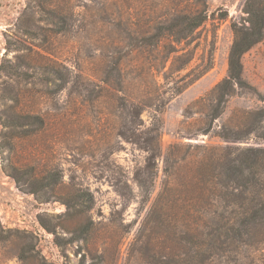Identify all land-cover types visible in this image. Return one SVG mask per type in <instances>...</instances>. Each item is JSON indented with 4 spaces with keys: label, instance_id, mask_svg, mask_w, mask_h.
<instances>
[{
    "label": "rangeland",
    "instance_id": "1",
    "mask_svg": "<svg viewBox=\"0 0 264 264\" xmlns=\"http://www.w3.org/2000/svg\"><path fill=\"white\" fill-rule=\"evenodd\" d=\"M246 1L0 0V264H147L148 240L165 259L150 211L173 165L264 146V33L209 124ZM237 253L264 264V238Z\"/></svg>",
    "mask_w": 264,
    "mask_h": 264
},
{
    "label": "trees",
    "instance_id": "2",
    "mask_svg": "<svg viewBox=\"0 0 264 264\" xmlns=\"http://www.w3.org/2000/svg\"><path fill=\"white\" fill-rule=\"evenodd\" d=\"M243 13L242 22L231 25L227 75L211 91L217 102L209 124L219 116L220 103L245 85L241 59L263 38L264 0H247ZM206 20L204 12H195L178 17L175 25L190 32ZM239 128L221 129L215 137L235 143L242 139ZM152 209L150 218L165 234V259L154 256L148 240L147 264L236 262L237 248L264 238V146L206 147L196 161L181 159L167 173Z\"/></svg>",
    "mask_w": 264,
    "mask_h": 264
}]
</instances>
